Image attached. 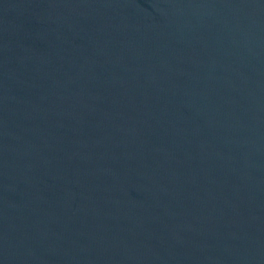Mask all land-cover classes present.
<instances>
[{
  "label": "water",
  "instance_id": "obj_1",
  "mask_svg": "<svg viewBox=\"0 0 264 264\" xmlns=\"http://www.w3.org/2000/svg\"><path fill=\"white\" fill-rule=\"evenodd\" d=\"M0 264H264V0H0Z\"/></svg>",
  "mask_w": 264,
  "mask_h": 264
}]
</instances>
